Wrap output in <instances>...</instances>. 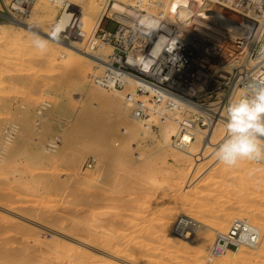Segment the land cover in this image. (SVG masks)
Returning <instances> with one entry per match:
<instances>
[{
    "label": "rangeland",
    "instance_id": "rangeland-1",
    "mask_svg": "<svg viewBox=\"0 0 264 264\" xmlns=\"http://www.w3.org/2000/svg\"><path fill=\"white\" fill-rule=\"evenodd\" d=\"M13 2L0 0V25L5 29L0 37V264H102L100 254L110 264H194L196 251L202 253L199 264H223L219 261L227 255L229 264H264V235L254 254V249L242 247L243 255L223 253L210 263L205 258L215 232L226 230L233 217L264 230L262 163L245 160L237 168L219 163L214 152L226 137L224 130L213 144L197 141L188 158L172 156L170 145L157 150L163 123L157 122L150 133L129 136L124 124L115 123L112 109L122 98L90 83L95 63L80 64L88 71L79 80V63L63 68L64 59L52 56L48 45L42 53L23 40L22 29L7 25L21 19L50 34V17L59 7L49 0H32L19 14ZM100 3L91 0L93 17ZM82 25L87 33L93 27L84 21ZM115 26L105 22L110 31ZM87 90L106 99L109 95L114 102L88 101ZM44 101L48 106L39 111ZM125 119L134 124L128 111ZM95 124L106 128L95 130ZM52 139L57 142L54 149L45 146ZM92 156L95 163L88 167L86 160ZM252 168L259 171L250 176ZM86 191L94 200L93 218L104 206L110 211L104 219L108 227L102 220L90 229L84 211ZM182 212L210 227L204 244L198 245L194 235L189 249H184L179 246L182 241L170 235L172 222ZM164 235L174 241L167 243ZM84 253L92 259L86 260Z\"/></svg>",
    "mask_w": 264,
    "mask_h": 264
},
{
    "label": "built area",
    "instance_id": "built-area-1",
    "mask_svg": "<svg viewBox=\"0 0 264 264\" xmlns=\"http://www.w3.org/2000/svg\"><path fill=\"white\" fill-rule=\"evenodd\" d=\"M169 1L130 0L115 11L117 0H101L88 33L70 8L59 39L95 54L91 84L121 93L133 121L150 129L155 122L172 124L169 145L185 150L217 124L225 132L229 103L264 87V0H180L176 12L160 11L157 5ZM26 4L11 7L23 14ZM107 21L114 30L105 28ZM47 106L42 102L39 111ZM56 143L45 146L54 149ZM93 163V156L86 160L88 167ZM196 224L189 216L176 217L170 233L189 237ZM260 236L245 218L233 217L226 230L215 232L205 258L210 263L234 248L253 249Z\"/></svg>",
    "mask_w": 264,
    "mask_h": 264
},
{
    "label": "bare ground",
    "instance_id": "bare-ground-1",
    "mask_svg": "<svg viewBox=\"0 0 264 264\" xmlns=\"http://www.w3.org/2000/svg\"><path fill=\"white\" fill-rule=\"evenodd\" d=\"M29 0H15V3L13 2L12 5L13 6H16L18 5L19 2L21 3H27L24 10H23V13H25V10L27 8V6H29V3L28 2ZM51 3H53L56 7H59L60 11L57 15H55L54 17L51 15L50 18H52V22H51V25H52V28L56 25L59 26L60 29H62L63 27L66 26V23H67V19H68V10L70 8H73L75 11H76V14L78 16V25L81 27V29L83 28V25H82V22L84 21L86 23V25L89 27L93 24L96 23V19L98 18V15L100 13V7L99 8H96L98 9L97 13H96V16H92L91 15V11H90V6L92 5L91 4V0H49ZM93 1V0H92ZM124 2L127 0H123ZM130 0H128L129 2ZM162 1V0H161ZM178 1L180 0H171L169 1L168 3L164 4V5H161V4H158L157 6H160V11H164V12H170L172 11L173 12H176V9H177V5H178ZM68 6V7H64V6ZM120 2L117 1V3H114L113 4V8L115 9V11H120ZM42 6V5H41ZM93 6V5H92ZM91 6V7H92ZM95 6V4H94ZM49 8V6H48ZM51 9V8H50ZM93 11V10H92ZM41 12V11H39ZM37 13V12H36ZM127 13H129V11H127ZM52 14V13H51ZM175 14V13H174ZM45 16V15H44ZM49 17V16H48ZM47 18V17H46ZM124 18V17H123ZM47 20V19H46ZM45 20V21H46ZM50 21V19H48V22ZM5 25V24H4ZM7 25L9 26H16L18 27L19 29H22L21 31H24L25 34H24V37L23 40L25 39V41H27L28 43H30V45H34V44H31L33 43V40L36 38V37H40V38H43V39H46L47 40V45L49 46V48L51 49L50 50V54H52V56L56 55L58 58L61 57V59H64L63 62H62V67L63 68H69L71 67L73 64L75 65H78L79 63V67L78 69L76 70V76H78L80 79L79 80H82L83 77L85 76V73L86 71H88L87 69L85 70L84 68H82V66L80 67V64L81 63H85V64H90L91 62L93 63H96L97 62V57L95 56V54L93 53H90L86 50H84L81 45L79 46L78 44H67L63 41H60L58 40V42L56 41H53V40H49L48 37H49V30L46 28H36L34 25L26 22L25 20H21V19H17V20H13L9 23H7ZM90 30V29H89ZM89 32V31H88ZM5 33V29H4V26L0 25V37H2V35H4ZM21 38V37H20ZM19 40V39H18ZM31 49V48H30ZM107 49V48H106ZM106 49H102V51H104L105 53L107 52ZM37 51V50H36ZM26 53V52H25ZM29 53V52H28ZM48 53V54H49ZM51 56V55H49ZM63 57V58H62ZM65 57V58H64ZM54 58V57H53ZM57 59V58H56ZM87 67V66H86ZM89 67V66H88ZM84 82V81H83ZM93 85V84H92ZM104 93V92H103ZM85 95L87 97V100L88 101H97L98 103H100V99H101V102H108V103H112V101L114 102V99L113 98H109V95H108V99H106L105 97L102 98V95L101 93L93 90V91H90V90H87L85 91ZM114 95H116L120 100H121V93L119 92H114ZM105 96V94H104ZM99 99V100H98ZM91 102V103H92ZM114 113H115V123H122L124 124V128H123V132H126V134L128 133L129 136H137V134H139L140 132H144V133H150V128L147 127L146 125L144 124H141L139 122H136L134 121V124H129L127 122V120L125 119V111L127 112L128 111V117H130V114H129V110L126 108V105L123 103V101H121V104L119 103H116L114 105V107H112ZM125 110V111H124ZM157 123V122H155ZM162 124V123H161ZM158 127V125H157ZM106 126L105 125H101V124H95V130H101V129H105ZM224 130V127L222 125H215L214 127L210 128L208 133L206 134L205 138L201 141V143L205 146H207L208 144H213L212 141L214 139V137L216 135H218V133L220 131ZM161 141L158 142V147H157V150L158 151H164L165 150V147L168 145L169 146V139L170 137L174 134V127L172 124L170 123H163V127L161 129ZM130 133V134H129ZM211 142V143H210ZM125 141H123L119 146H118V153L121 152V150L123 149L124 145H125ZM196 142H192L191 144H189L187 146V148L185 150H180V149H175L173 147H171L174 151L171 153L172 156H175V157H189V153H191V147L192 145H194ZM107 147H105L104 149L107 150V148L110 146V145H106ZM167 146V147H168ZM171 152V151H170ZM187 155V156H186ZM195 157H197V154L194 155ZM101 160V159H100ZM190 160V159H189ZM98 163V162H97ZM105 163V161H104ZM260 163V162H259ZM262 163V166H261V169L264 170V161L261 162ZM88 181H92L91 179L88 180ZM94 183V181L92 182V184ZM89 184V183H87ZM91 184V185H92ZM90 185V186H91ZM94 185V184H93ZM99 185H97V188ZM95 190H96V186L94 187ZM106 189V187L104 188ZM93 192V195L96 194L95 192L98 191L96 190ZM101 191V190H100ZM99 191V192H100ZM102 192V191H101ZM88 192L86 191V194ZM106 192H104V196ZM100 195V193L95 195V196H98ZM91 194H87V201H86V209L84 210L86 213H85V217H86V221H87V224L90 227V229L92 227H96V226H99L100 223H102V220H106V217L109 215V210L106 208V206H103L101 208L100 204L98 206H100V210L98 211V213L96 214L95 218H93V214L95 215V212L96 210H94V213L92 212V208H93V199L91 198ZM101 196H103V194L101 193ZM103 196V197H104ZM99 198H101L100 196H98ZM107 197V196H106ZM97 198V199H99ZM95 199V198H94ZM86 200V199H85ZM96 200V199H95ZM96 204V203H95ZM96 206V205H95ZM98 210V209H97ZM59 213V212H58ZM180 216H187L186 214H184L183 212L180 213L177 217H180ZM104 220V221H105ZM102 224L106 223L107 221H105ZM166 223V222H165ZM200 222H197V224L195 225L194 227V230L192 231L191 235H188L186 236V238H176V237H173L170 233V230H169V233L170 235L174 238V239H178L180 241H182L179 246L184 248V249H189L190 247V244L192 243L193 241V237L194 235H197L198 236V240L196 241V243L198 242V245H202L204 244L205 242V232L210 228L208 225H201V224H198ZM222 223V222H221ZM107 224H104L103 227L106 228ZM164 226V225H163ZM102 227V229H103ZM108 227V226H107ZM257 228V227H256ZM88 229V228H86ZM93 229V228H92ZM91 229V230H92ZM99 229H101V226L99 227ZM98 229V230H99ZM109 228L105 229V231L107 230L108 231ZM259 231H260V234H261V239L264 235V230H261L259 228H257ZM95 230V229H94ZM110 230V229H109ZM101 231V230H100ZM97 232V231H96ZM100 233V232H99ZM102 234V232H101ZM100 235V234H99ZM87 236V235H86ZM91 238V235L89 236L88 235V238ZM87 238V237H86ZM100 239V236L97 237L96 239V242H98ZM163 239H165V241L167 243H172L174 241V239L170 238L168 235H164L163 236ZM101 241V239H100ZM88 242V240H87ZM90 242V241H89ZM95 242V243H96ZM81 243V242H80ZM99 243V242H98ZM110 242H107L106 244H108ZM176 242H174L175 244ZM83 244V243H82ZM86 244V243H85ZM84 244V246H85ZM103 244H104V241H103ZM113 245V244H112ZM261 240L259 241V243L257 244V246H255V248H253L254 250L250 251V252H253L252 254H254V252H257L259 250V248L261 247ZM66 246V245H65ZM69 247V246H68ZM67 247V248H68ZM71 247V246H70ZM93 247V246H92ZM37 250L39 251L38 247H36ZM44 248V247H43ZM85 248H88L87 246H85ZM242 247H238V248H234L233 250L231 251H226L225 252V255L229 254V253H232L234 251H238L240 253V255H243V250L241 249ZM46 249V247H45ZM44 249V250H45ZM34 250V249H33ZM47 250V249H46ZM199 250V249H198ZM46 252V251H45ZM260 252V251H259ZM39 253V252H38ZM88 253V252H87ZM243 253V254H242ZM37 254V252H36ZM43 255V253H42ZM85 257L87 256V259L88 260V255L90 256V253L86 255V253H84ZM102 257H106L105 255L103 254H100ZM78 256V255H77ZM93 256V255H92ZM202 256V253L200 251H196L194 252L193 254V263L194 264H199V260ZM19 257V256H18ZM102 257H100L99 259H101V262L102 264H110L108 262H106L105 260L102 259ZM66 258V257H65ZM12 259V258H11ZM10 259V260H11ZM14 259V258H13ZM37 259V258H36ZM54 259V257H53ZM84 259V258H83ZM92 259V258H90ZM50 260V259H49ZM60 260V259H59ZM15 261V260H14ZM32 261V260H31ZM33 261H34V258H33ZM54 261V260H53ZM229 261V255L223 257L219 263H227ZM24 262V261H23ZM59 262V261H58ZM66 262V261H65ZM90 262V260H89ZM98 262V260H97ZM96 262V263H97ZM30 263V262H29ZM32 263V262H31ZM30 263V264H31ZM91 263V262H90ZM100 263V261H99ZM230 263V261H229ZM227 263V264H229ZM42 264V263H41ZM47 264V263H46ZM88 264V263H87ZM101 264V263H100Z\"/></svg>",
    "mask_w": 264,
    "mask_h": 264
},
{
    "label": "clouds",
    "instance_id": "clouds-1",
    "mask_svg": "<svg viewBox=\"0 0 264 264\" xmlns=\"http://www.w3.org/2000/svg\"><path fill=\"white\" fill-rule=\"evenodd\" d=\"M60 28L54 26L48 39L58 42ZM35 47L41 52L47 40L36 37ZM226 137L214 152L217 161L228 168H237L241 161H264V87L251 89L249 93L234 99L226 110ZM259 169L252 168L249 175Z\"/></svg>",
    "mask_w": 264,
    "mask_h": 264
}]
</instances>
